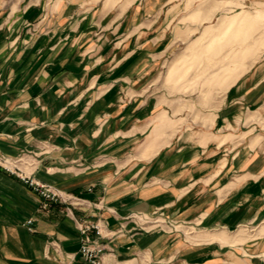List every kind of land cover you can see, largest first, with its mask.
I'll return each mask as SVG.
<instances>
[{"label": "crops", "instance_id": "obj_1", "mask_svg": "<svg viewBox=\"0 0 264 264\" xmlns=\"http://www.w3.org/2000/svg\"><path fill=\"white\" fill-rule=\"evenodd\" d=\"M27 1L0 0V154L87 202L73 213L107 224L104 264H264V63L230 87L215 124L158 137L148 58L171 30L185 31L180 18L170 25L175 0H143L108 27L97 2L46 11ZM40 201L0 169V264H67L55 246L78 253L68 207L42 210ZM157 211L196 225L208 242L129 219ZM241 228L252 233L247 254L219 253L221 238L232 247L228 236Z\"/></svg>", "mask_w": 264, "mask_h": 264}, {"label": "rangeland", "instance_id": "obj_2", "mask_svg": "<svg viewBox=\"0 0 264 264\" xmlns=\"http://www.w3.org/2000/svg\"><path fill=\"white\" fill-rule=\"evenodd\" d=\"M90 1L97 2L100 11L109 13L108 18L112 19L106 21L108 27L116 16L126 14L143 0ZM61 2L65 0H28L25 7L35 4L41 10L49 11V7ZM156 2L157 0H153V3ZM175 2L176 6L171 11L174 20L170 25L176 26L180 18L185 31L182 33V30H171L158 50L150 53L148 58L150 66L146 78L148 84L145 87L154 96L153 122L158 137L161 130H170L169 134H161L162 136L173 137L176 135V126L215 124L216 112L223 108V99L230 87L252 68L264 63V0ZM177 2L181 4L180 8ZM94 23L89 20L91 31H94ZM137 56L140 58V54ZM144 81L145 79L143 83ZM234 124L239 130L241 118ZM229 128L232 127L229 125ZM149 221L155 226L160 225L155 230L162 228V232H179L185 237L187 244L208 242L203 239L207 238L206 234L195 229L196 225L168 219L162 212L150 215ZM251 234L242 228L229 234L232 247L225 246L227 237L221 238V245L224 247L219 253L228 250L239 256L247 254L246 242ZM243 242L245 246L242 245ZM235 263L241 261L235 259Z\"/></svg>", "mask_w": 264, "mask_h": 264}, {"label": "built area", "instance_id": "obj_3", "mask_svg": "<svg viewBox=\"0 0 264 264\" xmlns=\"http://www.w3.org/2000/svg\"><path fill=\"white\" fill-rule=\"evenodd\" d=\"M33 167V163L24 161V158H12L0 154V169L19 177L33 192H35L40 201L42 210H49L53 204H61L68 207V212L72 215L75 225L79 230L81 238V246L77 254H67L62 252L59 246H55L56 251L62 256L67 264H72L76 256L87 264H104V256L106 252H112L104 240L113 238L111 231H108L107 224L102 219L93 220L90 218L83 219L74 215V208H88L87 202L73 194L63 192L53 185L43 183L27 172L22 165ZM129 219L136 224H150L149 216L142 213H134ZM27 227L31 232L35 231L33 219L27 221Z\"/></svg>", "mask_w": 264, "mask_h": 264}]
</instances>
